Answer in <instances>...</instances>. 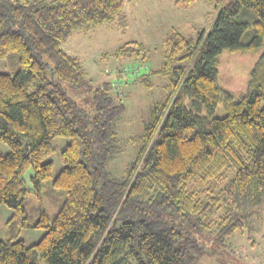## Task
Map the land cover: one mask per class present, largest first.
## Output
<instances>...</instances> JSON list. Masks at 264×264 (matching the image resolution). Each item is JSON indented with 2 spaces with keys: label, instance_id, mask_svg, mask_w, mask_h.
Masks as SVG:
<instances>
[{
  "label": "trees",
  "instance_id": "1",
  "mask_svg": "<svg viewBox=\"0 0 264 264\" xmlns=\"http://www.w3.org/2000/svg\"><path fill=\"white\" fill-rule=\"evenodd\" d=\"M127 1L0 0V60L13 71L0 72L7 148L0 149V207L11 211L0 264H197L211 256L227 264L228 239L239 233L253 241L264 212V52L245 94L235 97L217 81L224 51L262 48L264 0H208L215 16L196 42L171 32L161 66L140 79L150 88L149 76L161 75L166 97L115 178L107 165L121 151L116 122L124 104L111 83L93 87L62 46L78 29L116 20L124 29ZM195 1L173 5L186 11ZM145 54L133 41L115 57L143 62ZM220 105L225 114L215 117ZM58 137L69 142L59 152L62 170L48 182L52 162L44 158ZM60 192L51 219L40 202ZM28 229L44 234L27 246Z\"/></svg>",
  "mask_w": 264,
  "mask_h": 264
},
{
  "label": "rangeland",
  "instance_id": "2",
  "mask_svg": "<svg viewBox=\"0 0 264 264\" xmlns=\"http://www.w3.org/2000/svg\"><path fill=\"white\" fill-rule=\"evenodd\" d=\"M121 12L126 19V27L122 29L118 20L109 25L87 30H76L69 41L62 46V50L79 59L83 67L84 77L93 87L103 82L111 83L114 93L124 104L125 112L116 122L118 144L120 153L114 161L107 165L108 172L115 178L124 176L127 164L131 162L140 146L139 138L142 130L151 119L154 106L166 97L167 81L161 75H150L151 87L140 83L141 75L148 70L156 71L160 66L164 53V43L173 30L179 32L188 41L196 42L203 31L210 28L215 16L213 5L208 0H196L188 10H179L173 5V0H128ZM251 37V31L246 34L244 43ZM138 42L145 48V60H127L115 57V52L124 44ZM264 52V39L262 48L255 53L230 54L224 51L220 57L218 67L219 85L239 97L247 90L250 73L259 57ZM0 72L11 74L13 71L7 67L5 61L0 60ZM264 106V100L261 102ZM186 107L191 109L190 102ZM220 105L215 117L224 116ZM203 115V113H202ZM67 138H54L50 146L52 153L44 158V162H52L51 182L62 170L63 164L59 152L66 147ZM0 149L7 152V148L0 143ZM31 170L25 175L30 186L29 176ZM201 189V187H197ZM64 199V193L44 198L40 204L52 219ZM36 205V202H33ZM11 211L7 206L0 207V231L5 230V222L10 218ZM32 219L37 215L30 213ZM256 232L251 240L246 234L233 235L226 242L223 253L228 256L227 264H264V212L261 219L255 224ZM44 234V230L28 229L21 233V239L26 245L37 243ZM197 264H220L217 257H203Z\"/></svg>",
  "mask_w": 264,
  "mask_h": 264
}]
</instances>
